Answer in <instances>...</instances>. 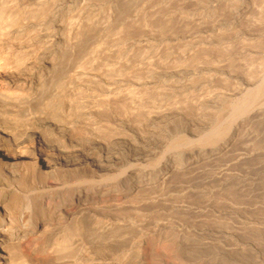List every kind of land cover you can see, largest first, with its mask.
<instances>
[{"label": "rangeland", "instance_id": "rangeland-1", "mask_svg": "<svg viewBox=\"0 0 264 264\" xmlns=\"http://www.w3.org/2000/svg\"><path fill=\"white\" fill-rule=\"evenodd\" d=\"M42 1L0 0V8L10 19L25 8L23 21L38 27L51 3H64L39 6ZM87 5L91 19L66 40L55 62L61 77L45 99L64 101L68 85L77 83L72 101L95 104L81 123L60 131L71 156L83 160L78 180L114 184L171 154L200 161L124 201L113 199L118 192L101 196L102 208L91 202L90 215H77L52 235L56 240L30 234L13 264L48 260L51 242L64 240L80 249L63 252L69 254L56 264H264V0ZM37 34L19 33L1 51L8 47V61L27 71L41 62L30 44L44 39ZM232 134L227 150L205 157ZM92 195L83 200L95 201Z\"/></svg>", "mask_w": 264, "mask_h": 264}, {"label": "bare ground", "instance_id": "bare-ground-1", "mask_svg": "<svg viewBox=\"0 0 264 264\" xmlns=\"http://www.w3.org/2000/svg\"><path fill=\"white\" fill-rule=\"evenodd\" d=\"M50 2L52 0H44L39 6L46 7ZM51 5L43 18L44 23L38 27L37 24L32 26L25 23L26 20L23 21L21 13L25 12V8H18L19 12L16 11L17 14L12 19L9 13L0 8L2 46L7 40L10 43L12 39H16L19 33L30 38L37 33L44 35V39L35 38L30 42L34 52H41V62L33 65L28 72L8 61L9 52L4 54L8 47L4 52L0 47V264H13V257L21 242L30 234L42 231V235L49 237L64 231L77 215L89 214L91 202L97 208H102L105 201L101 196L109 198L111 193L118 192V196L113 199L124 201L136 189L164 182L171 170L200 161L192 156L183 158L171 154L156 159L147 170L135 172L114 184L106 182L109 180H78L83 176L79 174V164L83 160L79 163L76 157L71 156L60 133L70 124L81 123L89 108L95 104L72 101L78 93L75 87L77 83L74 86L68 85L71 90L65 92L69 98L66 97L64 101L45 99L47 92L55 89V78L61 77L62 73L56 71L55 62L68 46L65 44L66 40L80 30L82 22L91 17L92 10L88 7L87 0H64L61 5ZM104 27L107 29V26ZM63 87H58V90L62 92ZM235 137L232 134L222 142L218 139L205 157L222 154ZM100 164L102 165L101 162ZM86 193L93 194L92 197L96 200H83ZM47 197H50L48 202ZM106 202L109 206L116 204L108 200ZM52 240L51 238L49 243ZM80 242L84 244L87 240L85 238ZM92 242L97 243L98 240L94 238ZM51 243L48 247L49 259L36 257L38 263L34 262L35 258L33 263L56 264L55 261L63 252H70L71 254H67L72 255L80 249L79 247L76 252L73 251L75 246L67 244V240ZM58 261L60 260L57 263ZM113 261L96 260L88 264H128L126 260Z\"/></svg>", "mask_w": 264, "mask_h": 264}]
</instances>
